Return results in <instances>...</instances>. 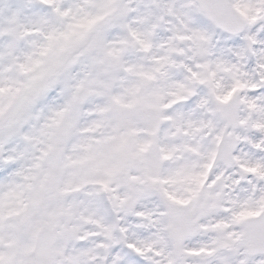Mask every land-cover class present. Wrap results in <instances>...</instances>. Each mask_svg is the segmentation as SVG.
Returning a JSON list of instances; mask_svg holds the SVG:
<instances>
[{"label":"snow or ice","instance_id":"6c2138e0","mask_svg":"<svg viewBox=\"0 0 264 264\" xmlns=\"http://www.w3.org/2000/svg\"><path fill=\"white\" fill-rule=\"evenodd\" d=\"M0 264H264V0H0Z\"/></svg>","mask_w":264,"mask_h":264}]
</instances>
